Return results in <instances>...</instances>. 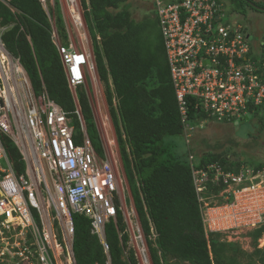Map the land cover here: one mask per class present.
I'll return each mask as SVG.
<instances>
[{"label":"built area","instance_id":"2783aa9c","mask_svg":"<svg viewBox=\"0 0 264 264\" xmlns=\"http://www.w3.org/2000/svg\"><path fill=\"white\" fill-rule=\"evenodd\" d=\"M154 2L183 123L189 97L197 101L195 107L202 105L218 121H237L264 104V57H249L245 34L222 24L221 0ZM57 51L70 90L86 89L87 78L94 73L90 54L63 46ZM16 61L9 65L19 68V73L13 70L21 78L14 80L17 88L8 83L14 75L9 78L0 70V264H76L75 215L89 221L90 233L100 239L105 253L109 251L106 225L111 221L116 225L119 212L129 233L141 239L135 211L126 208V182L117 162L96 154L79 113L82 135L76 134L72 119L46 91L35 95ZM6 88L13 92L10 100ZM4 139L15 147L16 162ZM17 162L23 170L16 168ZM200 176L195 180L198 192L206 174ZM227 177L232 185L226 191L233 201L205 205L203 220L209 232L256 227L264 213V185H247L241 176ZM249 198L254 199L252 205H243Z\"/></svg>","mask_w":264,"mask_h":264},{"label":"trees","instance_id":"16d2710c","mask_svg":"<svg viewBox=\"0 0 264 264\" xmlns=\"http://www.w3.org/2000/svg\"><path fill=\"white\" fill-rule=\"evenodd\" d=\"M135 1L80 0V4L92 41L97 73L105 87V101L123 168L128 184L133 185L131 196L151 262L240 264L234 256L228 255L231 245L221 242V235L205 238L193 173L206 174L202 179L203 198H215L223 203L224 198L217 196L232 185L227 174L238 175L243 162L227 153L203 151L196 164L189 148L180 155L174 152V144L167 138L181 136L188 147L194 129L187 131L180 120L160 21L156 16L160 32H156L155 23L148 18L136 21L131 11ZM235 1L240 15L245 17L253 10L248 0ZM151 2L156 11L155 2ZM257 5L264 7V3ZM47 7L48 11L40 0H0V29L3 30L0 40L27 74L35 95L45 90L74 119L76 126L79 122L75 111L79 108L86 128L94 132L95 123L84 91H76L75 102L67 86L52 39L51 9ZM55 27L66 43L60 14ZM186 101L188 126L202 128L212 120L210 112L202 105L195 107V99L189 97ZM259 110L264 111V105L257 108ZM202 122L205 124L201 125ZM4 145L16 162L19 155L15 147L7 139ZM95 150L102 156L100 144ZM15 166L23 170L21 162ZM73 221L76 264H107L98 238L90 233L89 221L80 215L73 216ZM117 228L122 239L118 237ZM117 228L110 222L105 229L111 264H138L133 252L129 258L124 257L123 246H126L128 235L124 233L121 214L117 217ZM152 229L156 234L154 241ZM263 235L264 224L251 232L253 254L262 264L264 255H260L257 241Z\"/></svg>","mask_w":264,"mask_h":264},{"label":"rangeland","instance_id":"374dc122","mask_svg":"<svg viewBox=\"0 0 264 264\" xmlns=\"http://www.w3.org/2000/svg\"><path fill=\"white\" fill-rule=\"evenodd\" d=\"M168 1V0H165ZM223 7H224V16L222 18L223 25H229L232 22H236L238 25L244 27V29H248V33L250 35L249 42L252 43L255 40L254 31L251 30V25L253 28L256 27V30L261 32V36L264 35V15L261 14H253L248 12L247 15L243 18L242 15L239 14L236 6L235 0H221ZM254 2L264 3V0H252ZM44 5L46 11H48V7L51 9L50 15V24L52 27V37L53 43L57 46H69L70 49H77V50H85L91 52L92 57V41L90 35L88 33L87 26L83 19V10L81 8L80 0H44ZM58 5V8L56 7ZM134 7L131 9L133 18L136 21H140L143 18H148L150 21L154 22L156 25V32L159 31V27L156 23V16L157 13L153 8L151 0H137L133 3ZM76 11H74V8ZM60 14L62 17V21L64 24L65 33L67 36L66 43H63L61 37L58 36L55 27V20L57 19V15ZM79 15L81 18V22H77V17L74 15ZM3 33V30L0 29V36ZM1 43V40H0ZM2 44V43H1ZM6 59L1 58L0 62V70L3 71L4 75L11 78L12 82H8L11 87L15 86L18 87L19 83H14V80L17 79L14 72L9 65V58L5 56ZM13 63L16 64L17 61L13 59ZM21 79V78H20ZM20 79H17L19 81ZM98 79V77H97ZM86 89L81 87L89 100V97H92L90 103V109L93 110L92 116L95 123L96 131H92L90 128H86L87 134L89 138L92 140L95 148L99 147L100 142L102 145L109 148L107 156L114 155L111 150H114V146L111 148L106 145V141L102 134H105L106 140L113 141V137L115 138V131L111 122V118L109 115L108 106L105 102V87L99 81H96V84L87 82ZM14 88V87H13ZM81 90V91H82ZM88 93V94H87ZM89 102V101H88ZM22 104V101H21ZM20 109H24L22 105H19ZM74 120V119H73ZM84 121V119H82ZM104 122L105 126L102 128L100 123ZM109 122V123H108ZM111 129H110V125ZM193 133H190V145H186L184 139L181 136L178 137H171L167 138L174 144V152L176 154L185 153L188 148L191 150L194 156V162L197 164L200 156L202 155L203 151L206 152H220V153H227V155H233V159H240L243 161L244 165L248 166L250 169H255V167L262 166L264 168V112L261 111L259 114L255 116H251L248 120L239 121L237 124L236 122L233 123H226V122H216L215 120H209L206 122L205 126L200 128L198 125H194ZM101 129V130H100ZM75 132L77 135H80L79 127H75ZM189 138V139H190ZM101 139V140H100ZM117 148V152L115 149V156L117 159L119 158V149ZM120 176L123 178V173L120 170ZM252 177V183H260L264 185L262 175ZM130 186V190L131 187ZM264 192V190L262 189ZM227 193V191H226ZM127 194V193H126ZM221 198V195L218 197ZM127 199L128 194H127ZM262 200V199H260ZM254 201L253 198H249V201L246 204H243L244 200L239 201L243 205L250 207L252 202ZM217 205V204H214ZM222 206V205H221ZM242 205H239V207ZM238 207V208H239ZM127 208V207H126ZM128 210V209H127ZM130 211V209H129ZM243 213V211H242ZM260 222H264V213L261 215ZM131 218V214H130ZM241 218L244 220L246 219V214H241ZM133 219V216H132ZM259 221V218H258ZM240 222V220H239ZM260 222L258 226L261 225ZM245 225H248V222H244ZM231 226H239L236 222H231ZM256 225V227H258ZM257 229V228H255ZM252 226H239L237 229L233 231L231 229H227V234H222L220 237V241L223 243H229L231 245V250L228 251V255L234 256L240 264H251V261L255 262L253 264H262L259 257L254 256L253 251L255 247L253 245V238L251 236V232L253 230ZM226 231V230H225ZM257 248L260 249V255H264V236H262L257 241ZM139 247V248H138ZM132 248L138 257L139 264H151L149 255L140 256L139 251L142 250L141 244H135L131 240L128 243V249ZM127 249V250H128ZM253 255V256H252ZM253 259V260H252ZM259 259V260H258Z\"/></svg>","mask_w":264,"mask_h":264},{"label":"clouds","instance_id":"9594fccd","mask_svg":"<svg viewBox=\"0 0 264 264\" xmlns=\"http://www.w3.org/2000/svg\"><path fill=\"white\" fill-rule=\"evenodd\" d=\"M41 1V3H43V5H44V0H40ZM154 1V0H153ZM222 2V1H221ZM255 4V5H257V4H259L260 2H254V1H252V0H248V4L250 5V7H252V9L253 10H249L248 12H250V13H253V14H261V15H264V14H262V13H264V7H261V6H259V5H257V6H255L253 3ZM263 9H261V8ZM44 8H45V5H44ZM224 8V7H223ZM45 10H46V8H45ZM258 12H257V11ZM256 11V12H255ZM243 18H244V16H243ZM83 19H84V17H83ZM85 21V20H84ZM86 24V23H85ZM229 25H233L234 26V28H239V31H241L243 34H245V38H246V42H247V44H248V46H249V57H252L253 59H258V58H260V57H264V35L263 36H261V32H259V31H256V27H254V29H255V31H254V35H255V40L252 42V43H250L249 42V37H250V35H249V33H248V29H244V27H242V26H240V25H238L236 22H232L231 24H229ZM229 25H226V26H229ZM250 26V28H251V30L253 31V27L251 26V25H249ZM91 38V37H90ZM52 39H53V37H52ZM2 43V42H1ZM0 43V44H1ZM1 46H2V48L4 49V53H5V56H7V58H9V63H11V61H12V59H14L13 58V56L6 50V48L4 47V45L3 44H1ZM56 46V48H57V45H55ZM61 46H63V47H65V48H70V45L69 46H64L63 44H61ZM93 48V47H92ZM73 50H77V49H73ZM78 51H82V50H78ZM87 53H89L90 54V56H91V60H92V63H93V70H94V73H93V75L91 76L92 77V79H90V78H87V82H90V83H93L94 82V84H96V81L99 79V76H98V73H97V68H96V63H95V56H93L92 57V55H91V52H90V50L87 52ZM92 54H94V52H93V49H92ZM9 55V56H8ZM62 63V62H61ZM63 66V65H62ZM0 68H1V66H0ZM22 68V67H21ZM2 69V68H1ZM23 69V68H22ZM63 70H64V67H63ZM24 71V70H23ZM25 72V71H24ZM64 73H65V70H64ZM27 75V74H26ZM65 77H66V75H65ZM97 77H98V79H97ZM27 78H28V76H27ZM28 80H29V78H28ZM66 81H67V78H66ZM99 81H100V79H99ZM101 82V81H100ZM29 83H30V81H29ZM30 86H31V83H30ZM67 86H68V84H67ZM82 86H79L78 88H76L74 91H72V90H70V88H69V90H70V92H71V94H72V97H73V99H74V101L75 102H77V96H76V91L78 90V89H80ZM31 88H32V86H31ZM32 90H33V88H32ZM43 91H45V90H43ZM34 92V91H33ZM47 93V92H46ZM12 94H13V92L11 91V89H7L6 88V96L8 97V99L10 100L11 99V97H12ZM35 94V93H34ZM41 94V93H40ZM49 96V95H48ZM50 98V97H49ZM51 99V98H50ZM52 100V99H51ZM89 101V100H88ZM106 102V101H105ZM114 104H116L115 103V101L113 102ZM90 104V103H89ZM58 105V104H57ZM264 105V104H263ZM263 105H261V106H263ZM59 106V105H58ZM60 107V106H59ZM61 108V107H60ZM200 108V107H199ZM257 108H259V107H257ZM257 108L256 109H254V110H251V111H249L248 113H246L241 119H239V120H233V121H227V120H222V121H218L216 118H212V120H215L216 122H226V123H233V122H236V124L239 122V121H244V120H248L251 116H255V115H257V114H259V112H261V111H263V110H259V111H257ZM62 109V108H61ZM63 110V109H62ZM92 112H93V110H91ZM65 112V111H64ZM180 112V111H179ZM264 112V111H263ZM77 113H79L80 114V116H81V118L83 119V117H82V115H81V113H80V110H79V108H77V110L75 111V114H76V116H77ZM180 117H181V115H180ZM187 118H188V114H187ZM72 119V118H71ZM77 119H78V116H77ZM180 120H181V122H182V118H180ZM211 120V119H210ZM73 121V120H72ZM79 122V121H78ZM84 122V121H83ZM109 123V122H108ZM183 123V122H182ZM188 119H186V122L184 123V126H185V128H186V130L187 131H192V129L191 128H193L194 129V127H191V126H188ZM74 124V123H73ZM205 123L204 122H202L201 123V125H204ZM75 125V124H74ZM84 125H85V122H84ZM101 126H102V128H104V126H105V124H104V122H102L101 124H100ZM110 125V124H109ZM76 127H79V125L78 126H76ZM95 128H97L96 126H95ZM112 127H111V125H110V129H111ZM85 130H86V125H85ZM101 130V129H100ZM112 130V129H111ZM97 131H98V128H97ZM86 134H87V130H86ZM80 135H82V133L80 134ZM103 135V137H104V140L106 141L105 143H106V145H108L110 148L112 147V146H114V150H111V152H113L114 153V155H108L107 156V153H108V151H109V148L107 149V147H105V146H103L102 145V142H100V148H101V150H102V156H100L98 153H97V151L95 150V148H94V146H93V148H94V151L96 152V154L101 158V159H103V158H105V156L106 157H108V158H110V159H112V160H115L116 162H117V166H118V170H119V173H120V169H121V171H122V173H123V179L125 180V182H126V185H125V191H126V193L128 194V198H129V200L127 199V194H126V203H127V209H130V211L132 210V211H135V214H136V219L138 220V223H139V227H140V232H141V235H142V238L141 239H139V240H137L135 237V235H134V233L131 231L130 233H129V231L127 230V227H126V224H125V222H124V219H123V217H122V222H123V224L125 225V230H124V233L125 234H127L128 235V240L126 241V243H125V245L126 246H123V254H124V257L125 258H129V256H130V254H131V252H133V255L135 256V258H136V261H137V263L139 264V262H138V257H137V254L135 253V251L132 249V248H129L128 249V243H129V241L131 240L133 243H135V244H141V246H142V250L141 251H139V253H140V256H142V254L144 255H149V258H150V253H149V249H148V246H147V243H146V240H145V236H144V233H143V231H142V228H141V224H140V221H139V218H138V215H137V212H136V210H135V206H134V203H133V199H132V196H131V191H130V187H129V184H128V180H127V177H126V174H125V171H124V168H123V164H122V161H121V156H120V154H119V158L117 159V157L115 156V149H116V152H117V148H116V146L118 147V144H117V139H116V136H115V138L113 137V141H108V140H106V137H105V134H102ZM87 136H88V134H87ZM88 138H89V136H88ZM90 139V138H89ZM91 140V139H90ZM101 140V139H100ZM91 142H92V140H91ZM92 144H93V142H92ZM118 149H119V147H118ZM241 162H243L242 160H240ZM120 163V164H119ZM259 167H261V168H259ZM259 167H255V169H250L247 165L245 166L244 165V163H243V166L241 167V170L239 171V173H238V175H233V174H230V173H228L227 175H233V176H241L245 181H244V183H246L247 185L249 184H252V185H262V182H260V183H256V184H253L252 183V175L254 176V177H256V176H259V175H262V179H263V182H264V168L262 167V166H259ZM202 172V171H201ZM201 172H195V173H193V180H194V185H195V191H196V196H197V201H198V203H199V210H200V215H201V223H202V227H203V231H204V235H205V238L206 239H208V237L210 236V235H212V234H219V235H222V234H227L228 233V231H222V232H209V231H207L206 230V228H205V225H204V217H203V212L205 211V209H206V206L205 205H208L209 207H214V206H220V205H224V204H231L232 203V201H233V199L231 198V196H232V193H226L225 191L227 190V189H229V187L225 190V191H223V192H221L218 196H217V198L221 195V197H223L224 198V202L223 203H220L217 199H215V198H212V199H204L203 198V196H202V194H203V192H204V187H203V184L201 183V186L203 187V189L200 191V192H198L197 190H196V184H195V180H196V177H197V175H200L201 174ZM202 173H204V172H202ZM196 175V176H195ZM228 178V177H227ZM231 186V185H230ZM225 197H228L227 199H225ZM226 202H228V203H226ZM132 205H131V204ZM214 204H217V205H214ZM119 214H121V216H122V213L121 212H119L118 213V215ZM118 215H117V217H118ZM132 220H134V218L132 219ZM74 222V221H73ZM111 222H113V221H111ZM110 223V222H109ZM115 224V223H114ZM261 225H257L258 227H253V229H255V228H259V227H261L263 224H264V222H261L260 223ZM116 228H117V224H116ZM74 229H75V226H74ZM233 231V230H232ZM117 232H118V237L120 238V239H122V233H121V231L117 228ZM75 234V233H74ZM92 235V234H91ZM151 235H152V240L154 241L155 240V238H156V234L154 233V231H153V229H152V231H151ZM93 236H95V235H93ZM264 236V235H263ZM97 237V236H96ZM98 238V237H97ZM106 238V237H105ZM98 240H99V242H100V239L98 238ZM101 244V243H100ZM73 245H74V240H73ZM101 246H102V244H101ZM102 248H103V246H102ZM139 248V247H138ZM128 249V250H127ZM103 252H104V254L106 255V259H107V264H111V260H110V254H109V252H110V248H109V251H108V253H105V251H104V249H103ZM73 255H74V251H73ZM74 259H75V256H74ZM76 261V260H75ZM150 262H151V258H150ZM151 264H152V262H151Z\"/></svg>","mask_w":264,"mask_h":264},{"label":"bare ground","instance_id":"6f19581e","mask_svg":"<svg viewBox=\"0 0 264 264\" xmlns=\"http://www.w3.org/2000/svg\"><path fill=\"white\" fill-rule=\"evenodd\" d=\"M74 8V11H76V9H75V7H73ZM75 17H77V22H81V18L79 17V15H74ZM5 51H4V49L2 48V46H1V44H0V60H1V58H3V59H6L5 58V53H4ZM1 62V61H0ZM11 69H12V71L13 70H15L16 71V73H19V68L17 67V66H15L14 67V69H13V67H11Z\"/></svg>","mask_w":264,"mask_h":264},{"label":"crops","instance_id":"0c3cea01","mask_svg":"<svg viewBox=\"0 0 264 264\" xmlns=\"http://www.w3.org/2000/svg\"><path fill=\"white\" fill-rule=\"evenodd\" d=\"M253 29V31H255V29L254 28H252ZM256 31H259V30H256ZM101 124V123H100ZM120 164V163H119ZM121 170V169H120ZM131 204V203H130ZM132 205V204H131Z\"/></svg>","mask_w":264,"mask_h":264},{"label":"flooded vegetation","instance_id":"af4514ba","mask_svg":"<svg viewBox=\"0 0 264 264\" xmlns=\"http://www.w3.org/2000/svg\"><path fill=\"white\" fill-rule=\"evenodd\" d=\"M252 3H253V2H252ZM253 4H254V3H253ZM254 5H255V4H254ZM255 6H257V5H255ZM257 7H258V6H257ZM260 8H261V7H260ZM261 9H262V8H261ZM256 11H257V10H256ZM256 11H255V12H256ZM257 12H258V11H257Z\"/></svg>","mask_w":264,"mask_h":264},{"label":"water","instance_id":"95a60500","mask_svg":"<svg viewBox=\"0 0 264 264\" xmlns=\"http://www.w3.org/2000/svg\"><path fill=\"white\" fill-rule=\"evenodd\" d=\"M263 10V9H262Z\"/></svg>","mask_w":264,"mask_h":264}]
</instances>
